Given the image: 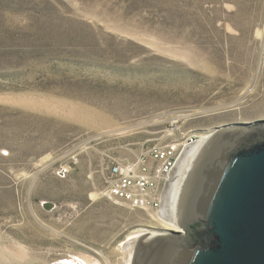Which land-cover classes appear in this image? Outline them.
<instances>
[{"label": "rangeland", "instance_id": "374dc122", "mask_svg": "<svg viewBox=\"0 0 264 264\" xmlns=\"http://www.w3.org/2000/svg\"><path fill=\"white\" fill-rule=\"evenodd\" d=\"M260 119L264 0H0V264H128L107 168Z\"/></svg>", "mask_w": 264, "mask_h": 264}, {"label": "water", "instance_id": "95a60500", "mask_svg": "<svg viewBox=\"0 0 264 264\" xmlns=\"http://www.w3.org/2000/svg\"><path fill=\"white\" fill-rule=\"evenodd\" d=\"M216 131L180 194L185 231L144 234L133 264H264V119Z\"/></svg>", "mask_w": 264, "mask_h": 264}, {"label": "built area", "instance_id": "2783aa9c", "mask_svg": "<svg viewBox=\"0 0 264 264\" xmlns=\"http://www.w3.org/2000/svg\"><path fill=\"white\" fill-rule=\"evenodd\" d=\"M184 143L156 145L136 162L113 163L107 168V186L103 194L133 209L161 208L163 186L177 166ZM60 174L64 176L65 171Z\"/></svg>", "mask_w": 264, "mask_h": 264}, {"label": "bare ground", "instance_id": "6f19581e", "mask_svg": "<svg viewBox=\"0 0 264 264\" xmlns=\"http://www.w3.org/2000/svg\"><path fill=\"white\" fill-rule=\"evenodd\" d=\"M210 137H211V135H203L201 140H199L196 143H192V144H187L186 142L184 143L185 147L187 144V147L186 148L184 147V149H186V150H185L184 154L182 155V157L180 158L179 164L177 163L178 166L171 173V175H170V177L166 183V184H168V182H170V180H171L168 193L166 194V197L164 198L165 202L163 200L164 193L162 196V204L166 207V209H163V206H162V211H160L158 216H157L158 219L161 220V225L163 227L162 228L163 230L162 231H154L151 229H138L134 233L132 240L129 241V243L127 244V247H126L127 252L130 255V260H129L128 264H131L132 258L135 255V251L137 248L138 241L144 234H146V233H151V234L158 233V235H167L169 233V231L183 232V228L179 225V222H178V203H179L180 194H181L183 185L185 183V180L187 178V175H188L195 159L197 158L200 151L202 150V148L204 147V145L206 144V142L208 141V139ZM155 235H157V234H155ZM85 264H87V263H85Z\"/></svg>", "mask_w": 264, "mask_h": 264}, {"label": "flooded vegetation", "instance_id": "af4514ba", "mask_svg": "<svg viewBox=\"0 0 264 264\" xmlns=\"http://www.w3.org/2000/svg\"><path fill=\"white\" fill-rule=\"evenodd\" d=\"M189 230H190V228H189Z\"/></svg>", "mask_w": 264, "mask_h": 264}]
</instances>
